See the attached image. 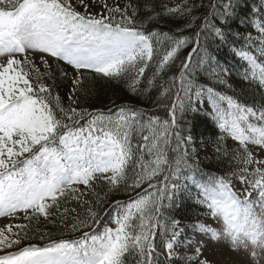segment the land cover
<instances>
[{
  "label": "snow or ice",
  "instance_id": "6c2138e0",
  "mask_svg": "<svg viewBox=\"0 0 264 264\" xmlns=\"http://www.w3.org/2000/svg\"><path fill=\"white\" fill-rule=\"evenodd\" d=\"M80 3L87 11L84 0ZM244 6L242 0H215L192 38H174L168 33L146 35L134 26L122 27L124 21L114 27L103 16L97 19L82 15L68 0H0V57L6 58V63L0 64V216L27 213L29 209L48 216L47 209L52 205L46 201L56 204L58 195L78 191L72 185L91 187V182L101 178L110 190L121 183L133 189L147 183L151 189L124 206L123 213L114 219V229L106 227L100 234L85 233L78 240L54 241L42 247L29 245L0 256V264H171L174 259L184 264H211L207 258H200L204 240L185 234L181 220L172 215L189 199L209 209L210 215L222 222L220 230L196 223L192 226L194 236L225 239L231 250L249 251L259 260L264 253V104H242L212 87L195 83V73L205 64L211 68L210 75H227L228 70L210 54L209 45L241 38L239 32H231L230 21ZM127 7L108 10L126 13ZM195 10L196 5L185 0L175 7L165 6L163 14H178L186 28H194L200 19L194 15ZM124 19L128 25L133 24L131 17L125 15ZM252 23L259 35L253 39L251 33L246 34L245 44L240 48L233 44L232 51L248 64L250 73L246 72L244 79L264 85V23ZM158 36L171 41L172 46L159 60L156 74L176 58L182 47L194 44L181 65L179 87L169 108L170 120L156 116L145 119L143 110L121 108L115 117L87 113L86 126L80 125L86 113L64 107L59 95L53 94V87L44 82H56L47 59L52 57L77 70L73 94L83 89L81 70L113 79L131 77L130 86H134L148 67L147 61L153 59L152 37ZM29 53L40 54L44 71L29 59ZM193 53H203L195 64ZM16 54H23L24 59H17ZM176 82L173 77L172 84ZM219 82L226 83L223 79ZM73 94L69 100L79 103ZM170 94L172 88L162 86L161 95ZM193 94L198 99L207 96L220 129L238 142L239 147L228 157L232 170L226 175L206 173L198 162H192L189 157L194 149L190 154L184 147L193 142L192 136H181L175 130L177 113L182 116L196 110L190 103ZM221 101L227 102V109L220 107ZM136 134L139 142L133 144ZM216 152L228 155L219 147ZM19 157L24 159L18 161ZM234 179L239 181L240 190L235 189ZM96 217V212H90L89 219L95 221ZM78 223L88 225L87 220ZM16 227L23 229L26 225ZM77 227L72 225L73 230ZM6 231L11 232L12 226ZM13 235L19 237V233ZM157 235L161 237L159 244ZM20 243L21 239H13L0 229V251ZM189 248L193 249L191 254Z\"/></svg>",
  "mask_w": 264,
  "mask_h": 264
},
{
  "label": "trees",
  "instance_id": "16d2710c",
  "mask_svg": "<svg viewBox=\"0 0 264 264\" xmlns=\"http://www.w3.org/2000/svg\"><path fill=\"white\" fill-rule=\"evenodd\" d=\"M124 1L127 5H132L130 7V17L133 24L128 25L124 19L125 16L107 19L105 20L106 23L110 21L115 27L116 24L124 21V23H121L122 27L134 26L146 35L153 32L168 33L174 38H192L195 31L202 24L203 17L209 12V5L215 2V0H187L189 4L196 5L194 15L200 19L195 22L196 27L186 28L184 20L178 14H163L165 13V6H167L164 0ZM68 2L70 3L69 0ZM184 2L185 0H175V5L170 7L181 5ZM242 3L245 5L243 9L237 17L230 21L231 32H239L241 38H230L228 43L212 42L209 45L210 54L215 56L217 61L228 70L227 75L221 74L219 78L214 77L210 75L211 68L205 64L195 73V83L205 88L212 87L219 93L232 96L242 104L258 107L260 104H264V85H261L258 80L244 79L245 73H250V69L246 61L235 55L232 51V45L234 44L237 48H240L245 44L243 37L246 34L251 33L252 37L259 34L252 21L256 20L264 23V10L256 11V9L264 8V4H262V0H242ZM70 4L75 9V3ZM201 4L204 7H200ZM133 8L136 9V15H133ZM156 13H162V15L156 16ZM216 20L219 21V18L217 17ZM217 26H219V23ZM152 43L154 49L153 59L147 61L148 67L145 69L143 76L138 78L139 82L134 86H130L132 85L131 77L113 79L97 75L92 71H86L82 73L85 78L83 89H78L73 94V80L69 73V67L64 62L57 60L51 62L56 78L55 85L52 84V80H45L44 82L53 87V94L59 95L64 107H75L86 113L79 121L80 125L86 126L89 119L87 113H103L106 116L112 115L115 117L121 108L143 110L145 119L150 116H156L161 120H170L169 108L175 98L174 93L179 87L178 77L181 65L189 53L192 52L194 44L189 42L182 47L176 58L156 74L158 62L164 52L170 50L172 42L163 36H158L152 37ZM201 43L203 44V41ZM202 55L203 53L200 56L193 53V63L195 64ZM17 59L23 60V54ZM29 59L31 58L29 57ZM57 65H59V68H57ZM212 67H215V63L212 64ZM60 69L66 75L61 74ZM154 74L155 79L153 80ZM173 77L177 78L176 84H172ZM220 79H223L226 83H220ZM150 80H153L152 85L149 84ZM162 86L171 87L172 94L167 97L162 96ZM133 87L135 90H133ZM70 94L78 97L79 103H76L75 99H73L75 103L69 100ZM181 96L183 97V93H181ZM190 103L196 110L186 111L182 116L177 113L178 127L175 129L180 132L181 136H192L193 142L184 145L190 154L194 149V154L189 157L190 160L198 162L200 168L206 173L218 175L230 173L232 169L229 167L228 157L237 148L227 147V139L226 137L223 138V132L225 131L220 129L218 120L207 113H203L199 103L194 100L193 96ZM137 142H139L138 134L133 136V144ZM173 146H175L174 139ZM204 147L208 150V155L202 158ZM218 147L222 150L226 149L228 155L218 154L216 152ZM27 155L29 154H25V156ZM169 155L173 156L174 153L169 152ZM16 159L19 161L24 159V157ZM146 159L148 158L146 157ZM91 184V187L79 184L77 187H73L78 190L76 193L73 194L70 191H66L63 196H59L56 204L50 203L52 206L47 209L48 216L37 214L33 211H27V213L24 212L15 216L12 219L14 224L12 226L13 231L8 236L13 239H21V243L11 249L0 251V255L7 254V252H18L21 248L29 245L42 247L54 241L78 240L83 238L85 233L89 235L99 234L106 227L116 228L117 225L114 219L118 214L123 213L124 206L136 198L138 194L142 195L146 190L151 191L147 183L135 189L121 183L114 190H110L108 182L102 178L91 182ZM128 184H131V180L128 181ZM195 190L194 187V194L196 193ZM73 196L78 198H73ZM65 208L69 209V211L65 212ZM72 209H75V211H71ZM207 210L206 207L196 204L194 199H189L183 201L182 206L174 210L172 215L181 220V227H183L186 224L194 225L203 221ZM90 212L97 213L95 221L89 219ZM84 220L88 221V225L80 226L78 222ZM74 224L78 225L76 230L72 228ZM16 225H26V227L19 229ZM3 229L5 230L6 228ZM13 233H19V237L14 236ZM25 233L27 237H25ZM160 240V235H157L156 243L159 244ZM171 264H184V262L174 259Z\"/></svg>",
  "mask_w": 264,
  "mask_h": 264
},
{
  "label": "rangeland",
  "instance_id": "374dc122",
  "mask_svg": "<svg viewBox=\"0 0 264 264\" xmlns=\"http://www.w3.org/2000/svg\"><path fill=\"white\" fill-rule=\"evenodd\" d=\"M70 3H75V10L80 12L82 15H91L96 17L97 19L101 18L103 16L105 20L111 19L114 17H120V16H125L127 15L130 17V7H127L128 5L125 3L124 0H95V3L92 2V0H84V3L88 5L87 11H85L84 6L80 3V0H69ZM165 4L167 6H174L175 5V0H164ZM107 5V7H104V5ZM116 7H120L121 9H124L127 7V12H117V11H111L109 12L108 9H115ZM259 34H256L253 36V39L257 37ZM255 52V49H252ZM22 54H16V58H18ZM28 56L35 61L37 66L41 68V71H44L43 65L40 63V54H32L29 53ZM49 63L53 62L55 58L52 57H47ZM64 62V61H62ZM6 63V58L5 57H0V64ZM67 64L66 62H64ZM68 65V64H67ZM69 67V73L72 77V80L74 77L78 75L77 70L74 69L71 65H68ZM90 71V70H81V73ZM217 92V91H216ZM222 95H225L221 93ZM194 100L197 101L200 105V109L202 110L203 113H207L213 118H216L215 116V109L213 108L211 102L207 99L206 95H203L199 99L193 94L192 95ZM73 103L74 100H72ZM220 107L223 109H227V102L226 101H221L220 102ZM223 138L226 137V143L227 147H233V148H238V142L235 141L227 132H223ZM187 145V144H186ZM208 155V150L204 147V151L202 154V158L206 157ZM198 160V159H197ZM233 184L235 189L240 190L241 185L239 181L233 180ZM79 184H74L72 187H77ZM194 187L192 188V192ZM196 192V190H195ZM241 196V199L244 198L242 193H239ZM255 193H253V197H255ZM59 196V195H58ZM47 203H51V200L49 199L46 201ZM28 211H33L29 209ZM17 212L11 214V215H5V216H0V229L6 228L7 226L11 225L14 226L13 223H10L8 218L11 216L15 215ZM203 224H207L213 229L220 230L222 228V222H218L215 220L211 215H210V210L208 209L206 218L201 222ZM191 224H187L183 226L185 228V234L189 236H193V238H199L201 240H204L205 246L201 250V259L207 258L211 262V264H264V253H262L259 257V260L252 258L250 256L249 251H245L243 249H239L236 251L231 250V245L230 243L225 240H210L207 236H204L202 234H199L198 236L193 235V230H192ZM5 229V232H7ZM188 254H191L193 252V249L189 248ZM259 252V250H257ZM193 264H196L195 261H193Z\"/></svg>",
  "mask_w": 264,
  "mask_h": 264
}]
</instances>
